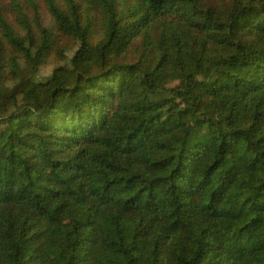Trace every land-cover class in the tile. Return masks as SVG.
Listing matches in <instances>:
<instances>
[{
	"label": "trees",
	"instance_id": "trees-1",
	"mask_svg": "<svg viewBox=\"0 0 264 264\" xmlns=\"http://www.w3.org/2000/svg\"><path fill=\"white\" fill-rule=\"evenodd\" d=\"M0 159V264H264V0H0Z\"/></svg>",
	"mask_w": 264,
	"mask_h": 264
},
{
	"label": "rangeland",
	"instance_id": "rangeland-1",
	"mask_svg": "<svg viewBox=\"0 0 264 264\" xmlns=\"http://www.w3.org/2000/svg\"><path fill=\"white\" fill-rule=\"evenodd\" d=\"M43 23H53V19L48 15V13L43 12ZM74 52L71 51L69 55H71ZM36 53V52H35ZM57 66V64L54 63H48L45 62L43 58L38 57L37 63H24L20 66L21 69V75H31L32 77L36 78L37 80H46L48 76L52 73L54 68ZM10 169L8 165L0 159V173L6 177L9 173Z\"/></svg>",
	"mask_w": 264,
	"mask_h": 264
}]
</instances>
